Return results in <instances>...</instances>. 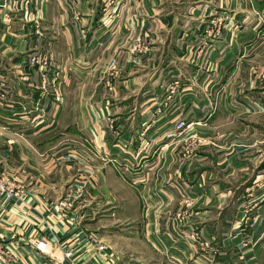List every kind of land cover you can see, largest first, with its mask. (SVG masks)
<instances>
[{
  "label": "crops",
  "instance_id": "1",
  "mask_svg": "<svg viewBox=\"0 0 264 264\" xmlns=\"http://www.w3.org/2000/svg\"><path fill=\"white\" fill-rule=\"evenodd\" d=\"M119 2L107 21L106 0L33 3L38 30L0 11V176L24 190L0 242L19 264H264V0Z\"/></svg>",
  "mask_w": 264,
  "mask_h": 264
},
{
  "label": "built area",
  "instance_id": "2",
  "mask_svg": "<svg viewBox=\"0 0 264 264\" xmlns=\"http://www.w3.org/2000/svg\"><path fill=\"white\" fill-rule=\"evenodd\" d=\"M36 6L37 4H41L42 0H3L2 4H0V11L2 10H8V12H4L2 21L8 26L11 23V17H10V13L12 12H24L26 14V16L28 17V22L30 23H34L37 25V30H38V17H37V13L33 12V10L30 9L31 4H33ZM117 4H119V0H106V9L104 12V21H107L108 19H111L113 17V6ZM103 21V22H104ZM38 34H40L38 32ZM149 49V43H147V41L145 40V38L143 36H138L135 37L133 40V46H132V52L134 53H140L143 51H148ZM202 49V48H201ZM28 63L30 68L36 69L39 71V73L42 76L43 79V83L46 86L49 82V80L53 79V77L50 75V70H51V66L49 64V61L46 57L40 55L38 52H35L33 55H31L28 59ZM179 82H175L174 83V87L171 89V95H175L176 94V87L179 86ZM10 93V88L9 85L7 84V80L4 79L3 77L0 76V101L4 100L6 98L7 95H9ZM57 94V92H56ZM215 111V106H212L210 108L208 112V115H212V113ZM212 112V113H210ZM44 113H41L40 115V120L43 119ZM189 126L186 124L185 120H178L176 122H174L170 128H168V130H166L164 132V140L166 141L165 143V147L167 148L170 144L176 142L179 138H181V136L184 134V131L186 129H188ZM143 148L146 147V150L139 152V155H136V158L138 159L140 155H143L144 153L146 154V151L149 147V144H147L146 142H144ZM164 147V148H165ZM126 152L128 153L129 150L126 149ZM123 161V157L120 155H117L116 157H114V159H110L109 163H114V164H121V163H125L127 165L131 164V160L130 163L128 164L127 162H122ZM24 197V192H22L19 188H15L14 186H12L10 183L4 182L2 180H0V201L1 199H5L7 201H22ZM59 207L62 210L68 209L69 208V204L62 202L59 204ZM227 238H234L233 235L227 234L226 236ZM240 239V243L243 247H245L246 249L249 246H253V237L252 235H248V236H238ZM185 239H187L188 241L192 242L193 244L197 245L198 247L201 246H205L206 248L209 247V245L207 243H203L202 239L200 236L196 235V234H189L187 236H185ZM46 241H37L35 243V248L37 249V251L39 253L44 254L45 250H46ZM106 249L105 246L103 245H98L97 246V251L98 252H103ZM71 253H66L65 254V259L67 260L66 262L68 263H64V264H75L74 262H71ZM0 264H19V260L17 258H15L8 250H6L2 243L0 242Z\"/></svg>",
  "mask_w": 264,
  "mask_h": 264
},
{
  "label": "rangeland",
  "instance_id": "3",
  "mask_svg": "<svg viewBox=\"0 0 264 264\" xmlns=\"http://www.w3.org/2000/svg\"><path fill=\"white\" fill-rule=\"evenodd\" d=\"M56 93V92H55ZM59 97H60V93L57 92V94ZM0 180L4 181V182H7V183H10L12 186H14L16 189L19 188L22 192H24L23 188L21 187H18L17 184L15 182H9L8 180H6L3 176H0ZM253 244H255V241H253Z\"/></svg>",
  "mask_w": 264,
  "mask_h": 264
}]
</instances>
